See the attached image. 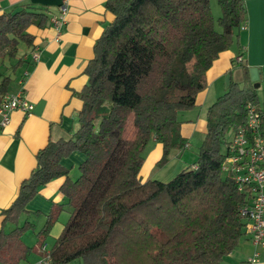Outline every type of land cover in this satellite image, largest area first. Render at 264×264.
<instances>
[{
    "label": "trees",
    "instance_id": "trees-1",
    "mask_svg": "<svg viewBox=\"0 0 264 264\" xmlns=\"http://www.w3.org/2000/svg\"><path fill=\"white\" fill-rule=\"evenodd\" d=\"M218 2L221 30L211 0L106 1L113 20L85 68L89 79L78 93L83 101L78 131L39 150L36 167L2 211L0 264H29L66 205L69 218L50 247L52 264H227L224 258L247 236L241 213L247 198L222 169L230 137L247 125L248 103L262 113L264 132L249 67L243 66V84L232 80L208 108L195 167L167 182H143L139 173L153 138L163 144L160 166L173 149L188 146L179 115L196 107L207 71L246 23L245 0ZM48 22L47 8L31 3L0 14V105L27 62L21 51L34 47L29 28ZM74 152L84 156L75 175L63 163ZM59 177H65L66 202L53 203L36 232V246H28L23 235L36 226L27 204ZM11 222L15 226L5 230Z\"/></svg>",
    "mask_w": 264,
    "mask_h": 264
},
{
    "label": "crops",
    "instance_id": "crops-1",
    "mask_svg": "<svg viewBox=\"0 0 264 264\" xmlns=\"http://www.w3.org/2000/svg\"><path fill=\"white\" fill-rule=\"evenodd\" d=\"M106 1L0 0V14L25 3L45 7L49 14V22L45 28L35 25L29 28V32L35 36L34 47L21 51L27 62L16 71L15 86L9 90V93L24 90L34 109L30 114L21 110L11 112L9 123L0 132V231L3 228L2 211L11 206L19 193L21 182L29 177L36 167V155L39 150L50 140L69 138L78 131V113L83 107L78 93L89 79L85 68L94 57L96 40L102 35L106 25L113 20V14L106 9ZM245 7L246 28L239 32L229 49L219 54L207 71V86L199 92L196 107L184 112L181 132L188 139V146L183 150L173 149L168 162L160 166L164 152L163 144L153 138L148 144L139 172L143 182L149 179L163 180L165 175L157 169L172 163V160L175 161V172L167 178L196 166V163L189 164L190 149L193 143L199 146L203 143L204 139L200 141L198 138H204L206 135L208 108L225 93L232 80L243 84L245 65L249 69L256 67L260 71V79L257 85L254 84L264 110V0H245ZM61 16L64 17V25L58 30L53 19H60ZM34 50L39 51V59L36 62L31 58ZM239 57L242 58L241 61L238 60ZM83 160L84 156L80 152H74L65 158L63 163L66 167L73 168L75 175ZM64 181L65 177L54 179L41 188L40 193L27 204L28 209L32 211L27 215L31 222L32 218L38 217L34 212L40 211L43 214L38 219L40 228L44 225L53 203L66 202V197L61 191ZM63 212L67 218L55 224L49 236L51 242H48V239L45 241L49 247L53 246L64 228L70 208L66 205ZM33 223L37 227L36 223ZM14 226L12 222L8 223L5 230ZM24 235L23 241L28 246H36L28 243ZM33 253L37 254L36 259H32ZM33 253L30 263L40 259L41 248L36 246ZM255 253H259V260L251 262L250 259ZM224 260L227 264H264V248L257 247L247 235Z\"/></svg>",
    "mask_w": 264,
    "mask_h": 264
},
{
    "label": "built area",
    "instance_id": "built-area-1",
    "mask_svg": "<svg viewBox=\"0 0 264 264\" xmlns=\"http://www.w3.org/2000/svg\"><path fill=\"white\" fill-rule=\"evenodd\" d=\"M65 12V11H63ZM64 14V13H63ZM56 28L61 30L64 17L53 19ZM246 28V23L241 30ZM32 60L39 59V51L32 52ZM242 60L241 57L238 58ZM23 83V80L21 81ZM247 125L233 132L226 146V157L223 165L237 182L239 191L246 195L247 202L241 213L247 221V235L259 248H264V132L262 130V113L257 111L251 103L247 104ZM34 105L30 102L24 90L17 93H7L3 96L0 105V132L10 121V114L21 110L27 114L32 113ZM40 260L31 264H52L51 249L47 243L41 247ZM259 260V253H255L251 262Z\"/></svg>",
    "mask_w": 264,
    "mask_h": 264
},
{
    "label": "rangeland",
    "instance_id": "rangeland-1",
    "mask_svg": "<svg viewBox=\"0 0 264 264\" xmlns=\"http://www.w3.org/2000/svg\"><path fill=\"white\" fill-rule=\"evenodd\" d=\"M211 8H212V14H213V17L215 18V20L217 21L216 22V28L218 29V30H221V27L219 26V24H218V18L221 16V14H222V10H221V7H220V5H219V2H218V0H211ZM11 72V71H10ZM9 72V73H10ZM15 82V81H14ZM12 83V87L13 86H15V83ZM184 112H181L180 113V119L182 120L183 118H184ZM204 138H202V137H199L198 138V140H200V141H202ZM202 145V144H201ZM200 145V146H201ZM200 146L199 145H197V144H195V143H193V145H192V147H191V158H190V160H189V164H192V163H196L197 161H198V158H199V154H198V152H199V149H200ZM174 164H175V161L174 160H172V163H170V164H167L166 166H163L162 168H158L157 170H159V172H162L163 173V175H165V178L163 179V180H161V181H165V182H167V181H169L170 179H172V178H167V177H169L173 172H175V171H173L174 170ZM76 171H77V169H76ZM229 173L228 172H226V171H224V175L226 176V175H228ZM176 175V174H175ZM161 178H159V180H160ZM67 218V216H66V213L65 212H62L61 213V215H60V217H59V222H61V220H63V219H66ZM33 220V222H35L36 223V225H37V227H36V230H34V229H29V230H27L26 231V233H25V235H24V239L26 240V241H28V243H31L32 245H35L36 243H37V235H36V232L38 231V229L40 228V222H38V219H39V217H35V218H32ZM23 222H24V219L22 218L21 220H20V225L21 224H23ZM51 237H48V242H51ZM51 247V246H50ZM37 258V254L35 253H33L32 254V259H36ZM41 258V257H40ZM40 260V259H39ZM38 261V260H37ZM72 264H83V260H76V261H74V263H72Z\"/></svg>",
    "mask_w": 264,
    "mask_h": 264
},
{
    "label": "water",
    "instance_id": "water-1",
    "mask_svg": "<svg viewBox=\"0 0 264 264\" xmlns=\"http://www.w3.org/2000/svg\"><path fill=\"white\" fill-rule=\"evenodd\" d=\"M259 69L256 68V67H252L249 69L250 71V77H251V81L253 83H256L257 85V82L259 81L260 79V71H258Z\"/></svg>",
    "mask_w": 264,
    "mask_h": 264
}]
</instances>
